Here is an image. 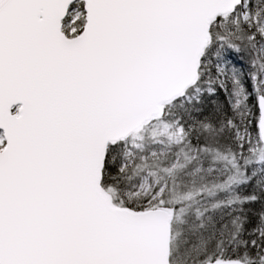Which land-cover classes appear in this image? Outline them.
<instances>
[{"label": "snow or ice", "instance_id": "6c2138e0", "mask_svg": "<svg viewBox=\"0 0 264 264\" xmlns=\"http://www.w3.org/2000/svg\"><path fill=\"white\" fill-rule=\"evenodd\" d=\"M0 264H264V0H0Z\"/></svg>", "mask_w": 264, "mask_h": 264}]
</instances>
